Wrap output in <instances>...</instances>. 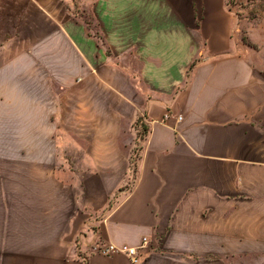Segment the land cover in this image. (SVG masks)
Returning <instances> with one entry per match:
<instances>
[{
    "label": "crops",
    "instance_id": "0c3cea01",
    "mask_svg": "<svg viewBox=\"0 0 264 264\" xmlns=\"http://www.w3.org/2000/svg\"><path fill=\"white\" fill-rule=\"evenodd\" d=\"M235 20L224 0H0V80L21 95L0 264H68L81 232L149 236L139 264H264V57Z\"/></svg>",
    "mask_w": 264,
    "mask_h": 264
},
{
    "label": "rangeland",
    "instance_id": "374dc122",
    "mask_svg": "<svg viewBox=\"0 0 264 264\" xmlns=\"http://www.w3.org/2000/svg\"><path fill=\"white\" fill-rule=\"evenodd\" d=\"M231 12L236 19L235 24H237L238 29L236 32L240 37V43L249 49L253 55L264 57V0L238 1L234 11ZM79 18H85L87 23L90 22V27L94 22L92 16L85 17L82 14L78 16V21L80 20ZM97 34L101 36L99 31ZM16 82L0 80V171H10V169L11 171H20L21 95L19 86L16 87ZM34 98L36 99L37 97ZM39 98L42 100V96ZM50 116L53 120L57 118V114L54 112H50ZM143 131L144 129L142 128L139 135L142 136ZM135 151L136 154H134L131 160V171L136 170L139 145L135 147ZM58 163L61 164L62 171H84V161L61 160ZM95 213H97L96 218H98V216L102 215L103 211H94L91 214L95 215ZM83 233H78L74 241L76 242L74 249L72 248L73 250L65 256L68 264H71L73 259L79 261L74 264L87 263L88 243L92 240L89 242L87 240V243L83 244ZM162 244L163 242L159 241L157 247L161 249L160 246ZM144 257L146 258V254Z\"/></svg>",
    "mask_w": 264,
    "mask_h": 264
},
{
    "label": "built area",
    "instance_id": "2783aa9c",
    "mask_svg": "<svg viewBox=\"0 0 264 264\" xmlns=\"http://www.w3.org/2000/svg\"><path fill=\"white\" fill-rule=\"evenodd\" d=\"M225 6L229 11H234L237 6V0H224ZM173 113H168L166 118L172 117ZM180 118V116L178 117ZM150 244L149 236H144L139 244H116L101 237H96L90 241L88 245V256L92 254L102 255L105 257H114L115 255L122 254L130 259L133 264H139L146 254V249Z\"/></svg>",
    "mask_w": 264,
    "mask_h": 264
},
{
    "label": "trees",
    "instance_id": "16d2710c",
    "mask_svg": "<svg viewBox=\"0 0 264 264\" xmlns=\"http://www.w3.org/2000/svg\"><path fill=\"white\" fill-rule=\"evenodd\" d=\"M139 120H141V119H139ZM139 120H138V122H139Z\"/></svg>",
    "mask_w": 264,
    "mask_h": 264
}]
</instances>
